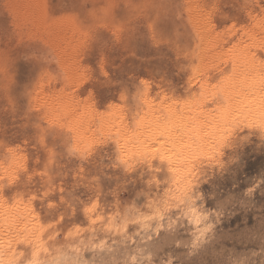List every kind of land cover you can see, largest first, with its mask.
<instances>
[{
    "label": "rangeland",
    "instance_id": "374dc122",
    "mask_svg": "<svg viewBox=\"0 0 264 264\" xmlns=\"http://www.w3.org/2000/svg\"><path fill=\"white\" fill-rule=\"evenodd\" d=\"M196 1L217 51L264 21V0ZM190 2L0 0L2 259L102 245L92 263L264 264V106L242 101L264 71H191L206 48Z\"/></svg>",
    "mask_w": 264,
    "mask_h": 264
},
{
    "label": "bare ground",
    "instance_id": "6f19581e",
    "mask_svg": "<svg viewBox=\"0 0 264 264\" xmlns=\"http://www.w3.org/2000/svg\"><path fill=\"white\" fill-rule=\"evenodd\" d=\"M186 4L184 5V7L186 6ZM200 4L201 3H199L198 1L195 0V2L188 3V6H187L188 9L185 7L188 11H190L192 14H194L193 15L194 18L192 19V24L195 26L196 29L198 28V32H200L199 29L202 31V35H200V36L203 39V42H204V45H205L204 48H206L204 51L198 53V55H197V57H198V63H197V65L191 71H199V72L200 71H222V69H220V67H219L220 62H222V61H230L231 62V69H230V71H264V66L258 64L259 62L256 63L255 60H254V54L251 53V50L252 49H258V48H260L261 50L264 51V36H261L262 39H257V36L258 35H261V34L264 35V21L263 22H259V23L257 22V24H255V25L253 24L254 27H253L252 30L246 29L248 27H246L244 29L241 28L242 30L240 29L241 30L240 31L241 32V36L244 37L245 40L249 41V43H246L245 44V42L242 41V40H244V38L242 39V37H241L240 40H238V42L236 44H233V46L231 48H226V50L224 48V49H222L220 51H217V49L219 47L218 45L221 43V40H220V38H219V36L217 34H213V31H212L213 28L210 26V23L208 21V16L207 15H204V13L202 14V12H204V10H202V7L200 6ZM62 20H64V19H62ZM66 25H67V28L72 29L70 31V33L72 32L71 34H74L75 33V30H73L74 28H72V22H69ZM194 34H195V32H194ZM194 36H197V35L195 34ZM200 42H202V41H200ZM60 63H62V62H60ZM228 64H229V62H228ZM61 65H62V68L65 69V71H77V69L75 67H73L70 58L64 59V61H63V63ZM61 65H59V66H61ZM199 72H197V73L199 74ZM198 74H197V76H198ZM195 81H196V78H195ZM241 85L242 84H240V86L237 85L236 87L239 89V87H241ZM250 85H251V90H249V88H248L247 89L248 90L247 92H249V91L250 92L252 91V92L251 93H246L247 96H248V98L245 96V98L244 97L242 98V101H244L245 104H247V106H248V104L250 105V106H248V108L249 107H252L254 105L260 106V108L263 107L264 106V92L263 93L260 92L261 90L260 91H258V90H256V91L255 90H252V84H250ZM253 85H254V82H253ZM246 86H244V88H241V89H245ZM200 87H201V85H200ZM202 87H203V84H202ZM226 87L224 89L222 87V90H221V92H222V94L224 96H222L221 92H220V94H221L222 97H225V100L227 99V103H229L231 105V107H232V105L234 103H231V102L233 101V99H235L234 98V96H236V95H234V92L235 91L233 92L232 91L233 89L231 90L230 88H228V87L226 88ZM256 87H257V84L255 86V89H256ZM204 88L202 89V92H203ZM209 89H211V88L209 87ZM208 92H209V90H208ZM241 92L243 93V91H241ZM239 93H238V95H239ZM200 94L202 95V93H200ZM244 95H245V93H244ZM198 96H200V95H198ZM237 98H239V96H237ZM242 101L240 100V102H242ZM244 102H243V106H246L244 104ZM236 103H237V101H236ZM236 103H235V105L237 106ZM51 104L52 103H50V105ZM67 104H69V103H67ZM223 104H218V105H221L222 106ZM62 105H60V106L62 107ZM58 108H60V107H58ZM68 108H70V105H66V103H65V105L62 108H60V109H62V110L65 111ZM218 109H216V112L214 110V112L217 113V110ZM235 109H237V107ZM242 110H244V108H242ZM249 110H250V108H249ZM252 110H253V108H252ZM233 111H234V109H233ZM238 111L241 112V109L240 110H237V112ZM254 111H256V110H254ZM222 112H224V111H222ZM237 112L234 111L233 114L234 113L237 114ZM262 112L264 113V107L262 108ZM243 113H245V111ZM220 115L222 116V113L219 114L218 117H221ZM230 115H231V113H230ZM226 116L229 117L228 115H226ZM68 117H70V119L72 118V116L70 114L68 115ZM195 117H196V115H195ZM193 119H195V118H193ZM218 119L219 118H217V120ZM259 120H260V118H259ZM214 121H216V120H214ZM229 121H231V119H229ZM222 122L224 123L223 120H222ZM262 122H264V121L262 120ZM191 124H193V122ZM222 124H220V125H222ZM223 125L226 127V124L225 123ZM202 127H203V124H202ZM217 129H218V126H217ZM80 131H84V130L81 129ZM81 134H84V133H81ZM195 134H196V132H195ZM168 170H169L168 172L170 174H173V171L169 167H168ZM126 217L127 216H124L121 221L124 222V220L126 219ZM181 218H182V221L184 223H186L185 225L193 228V230H194V233H192L193 238L194 237H199L202 234V232H204V231L201 232L199 230V225L201 223L200 222V216L197 214V211L194 210V206L192 205V203L191 204H188L184 208L183 214H182ZM201 221H202V219H201ZM113 225H114V227H117L118 226V224H116V223H114ZM146 226L147 225H144L143 224V225H140L138 227V230H140V235H144V234L148 233V231L145 230V228H147ZM147 236H149V234ZM133 240H134V237H131L130 238L131 245H132V241ZM108 249H109V247L103 248L102 245H98L96 247H91V246L90 247H83V248H80V249H63V250L54 251L53 253L47 254V255H45L43 257H40V258H38V257L31 258L30 260H28L26 262H21L19 260L20 258L18 257L19 259H17V260H19V261L18 262H14V263H11L12 260H8V259L6 260V258H3L2 259V257H0V264H95V263H92L91 258L94 259L96 256L105 253ZM135 252H137V251H135ZM135 252H133V254L123 264H146V262L144 261V258L141 257V256L135 255ZM11 258H12V256H11Z\"/></svg>",
    "mask_w": 264,
    "mask_h": 264
},
{
    "label": "snow or ice",
    "instance_id": "6c2138e0",
    "mask_svg": "<svg viewBox=\"0 0 264 264\" xmlns=\"http://www.w3.org/2000/svg\"><path fill=\"white\" fill-rule=\"evenodd\" d=\"M141 83H142V84H145V82H144V81H142Z\"/></svg>",
    "mask_w": 264,
    "mask_h": 264
}]
</instances>
